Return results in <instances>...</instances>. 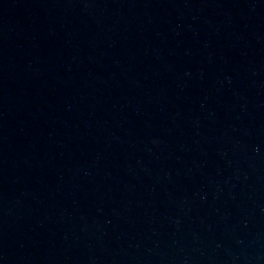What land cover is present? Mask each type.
Here are the masks:
<instances>
[{"label": "water", "instance_id": "95a60500", "mask_svg": "<svg viewBox=\"0 0 264 264\" xmlns=\"http://www.w3.org/2000/svg\"><path fill=\"white\" fill-rule=\"evenodd\" d=\"M0 264H264V0H0Z\"/></svg>", "mask_w": 264, "mask_h": 264}]
</instances>
